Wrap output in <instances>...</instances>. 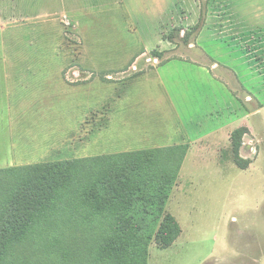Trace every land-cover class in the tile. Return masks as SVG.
<instances>
[{
    "label": "rangeland",
    "instance_id": "obj_1",
    "mask_svg": "<svg viewBox=\"0 0 264 264\" xmlns=\"http://www.w3.org/2000/svg\"><path fill=\"white\" fill-rule=\"evenodd\" d=\"M106 1L0 0V171L84 166L181 139L161 85L148 82L138 67L133 24ZM182 32L177 27L168 34L177 45L173 59L185 58L199 33ZM154 52L141 62L160 65L163 57ZM236 91L246 98L243 89ZM231 141L230 152L218 154L229 160L222 168L198 162L202 158L182 168L187 151L160 148L163 164L179 167L165 209L181 234L164 248L156 240L159 224H145L152 234L146 264H264V144L246 151L245 161ZM257 160L252 173L241 171ZM100 227L94 222L89 233ZM45 230L10 264H95L85 241L68 242L63 221ZM67 250L72 257H63Z\"/></svg>",
    "mask_w": 264,
    "mask_h": 264
},
{
    "label": "crops",
    "instance_id": "obj_2",
    "mask_svg": "<svg viewBox=\"0 0 264 264\" xmlns=\"http://www.w3.org/2000/svg\"><path fill=\"white\" fill-rule=\"evenodd\" d=\"M110 2H105L106 7L124 12L133 24L141 45L138 67L148 82L161 85L162 100L168 102L180 130L181 139L170 146L146 150L187 146L182 168L189 159L195 165V160L201 158L198 162H211L222 168L229 160L218 154L230 152L231 136L239 129L246 130L239 152L241 159L248 160L246 151L261 149L264 97L259 90L264 91V0ZM177 27L182 33L199 31L182 53L183 59L172 58L177 45L168 37ZM154 51L163 57L158 58L160 65L141 62ZM236 88L244 90L245 99L237 94ZM206 94L211 96L208 102ZM257 164L258 160L250 162L241 171L252 173Z\"/></svg>",
    "mask_w": 264,
    "mask_h": 264
},
{
    "label": "trees",
    "instance_id": "obj_3",
    "mask_svg": "<svg viewBox=\"0 0 264 264\" xmlns=\"http://www.w3.org/2000/svg\"><path fill=\"white\" fill-rule=\"evenodd\" d=\"M245 132L232 135L237 152ZM168 149L188 151L187 146ZM162 150L104 157L84 166L72 162L0 171V264H10L14 253H24L61 221L68 242L85 241L95 264H146L152 234L145 224H159L156 240L164 248L181 234L165 209L179 167H166L158 155ZM94 222L101 223L95 236L89 233ZM65 253L72 257L70 250Z\"/></svg>",
    "mask_w": 264,
    "mask_h": 264
}]
</instances>
